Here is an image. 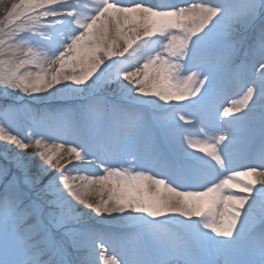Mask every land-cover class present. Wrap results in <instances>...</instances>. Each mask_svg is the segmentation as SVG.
Segmentation results:
<instances>
[{
	"label": "rangeland",
	"instance_id": "rangeland-1",
	"mask_svg": "<svg viewBox=\"0 0 264 264\" xmlns=\"http://www.w3.org/2000/svg\"><path fill=\"white\" fill-rule=\"evenodd\" d=\"M37 1L1 9L0 0V133L21 141L0 148V264H92L97 245L101 250L95 233L114 226L97 223L108 211L122 215L129 248L139 250L157 209L145 184V154L170 148L179 125L212 103L218 85L234 72L249 77V61L264 59V0H250L237 15L167 7L124 45L72 61L54 79L56 91L22 77L49 33ZM256 81L264 84V75ZM54 137L69 150L62 165L48 146ZM110 200L117 206L106 210ZM232 244L234 264L251 260L241 241Z\"/></svg>",
	"mask_w": 264,
	"mask_h": 264
},
{
	"label": "bare ground",
	"instance_id": "bare-ground-1",
	"mask_svg": "<svg viewBox=\"0 0 264 264\" xmlns=\"http://www.w3.org/2000/svg\"><path fill=\"white\" fill-rule=\"evenodd\" d=\"M163 3L179 6L181 15L191 16L212 8L237 15L252 7L250 0H38L34 7L48 20L44 28L49 33L23 80L30 83L36 77L45 83L36 80L32 87L56 91L54 79L61 80L72 61L124 45L123 38L141 34ZM252 66L256 69L249 70V77L223 84L210 106L189 116L176 130L169 139L176 158L167 150L146 153L145 184L152 207L157 208L151 216L156 221L146 224L151 231L146 245L132 251L113 245L109 252L97 245L92 264H234L233 240L241 241L242 251L250 253L251 260L243 264H264V84L256 81L264 72V59ZM6 134L0 133V148L10 142ZM63 141L54 137L48 143L61 165L69 155ZM238 146L239 151L229 154L238 161L224 174L220 152ZM184 185L190 191H184ZM109 202L106 210L117 206ZM120 216L114 211L100 214L97 223L114 226L101 227L98 244L124 231L122 235L129 237L131 228L121 224ZM17 230L23 232L22 226ZM211 249L213 253L208 252Z\"/></svg>",
	"mask_w": 264,
	"mask_h": 264
},
{
	"label": "trees",
	"instance_id": "trees-1",
	"mask_svg": "<svg viewBox=\"0 0 264 264\" xmlns=\"http://www.w3.org/2000/svg\"><path fill=\"white\" fill-rule=\"evenodd\" d=\"M12 1H13V0H2V3H1L2 6H1V9H4L3 6H5V9H6L7 7H9V5L12 3ZM4 13H5V12L2 11V13H1L0 15H2V14L4 15Z\"/></svg>",
	"mask_w": 264,
	"mask_h": 264
}]
</instances>
